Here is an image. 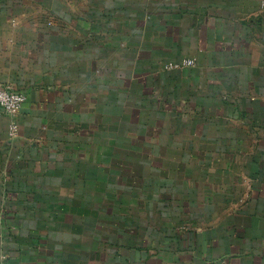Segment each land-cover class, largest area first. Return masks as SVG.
Listing matches in <instances>:
<instances>
[{
  "label": "crops",
  "instance_id": "0c3cea01",
  "mask_svg": "<svg viewBox=\"0 0 264 264\" xmlns=\"http://www.w3.org/2000/svg\"><path fill=\"white\" fill-rule=\"evenodd\" d=\"M263 5L0 0V264H264Z\"/></svg>",
  "mask_w": 264,
  "mask_h": 264
},
{
  "label": "built area",
  "instance_id": "2783aa9c",
  "mask_svg": "<svg viewBox=\"0 0 264 264\" xmlns=\"http://www.w3.org/2000/svg\"><path fill=\"white\" fill-rule=\"evenodd\" d=\"M195 64L196 62L194 59H184L181 63H167L164 66V69H183L187 67H194ZM27 101L28 96L21 91L0 88V118L19 114L23 111Z\"/></svg>",
  "mask_w": 264,
  "mask_h": 264
},
{
  "label": "rangeland",
  "instance_id": "374dc122",
  "mask_svg": "<svg viewBox=\"0 0 264 264\" xmlns=\"http://www.w3.org/2000/svg\"><path fill=\"white\" fill-rule=\"evenodd\" d=\"M135 112H136V114H133L132 118L134 119V121L138 122L139 124L141 123V125H142L144 123V120H145L144 109L143 108H137ZM122 124H125V122L123 120H122ZM125 126H127V124H125ZM125 126H124V128H125ZM142 128L143 127H140V129H142ZM115 136H117V135H115ZM118 136L120 138L119 142H120L121 147L136 146L139 149H145L147 147V146H145L146 145V137H153L152 135H128V128L127 127H126L125 135L121 134ZM159 136L160 135H158V137ZM105 138H108V137L105 135ZM121 183H122L121 187H123L124 185H127L126 182L122 181ZM116 184H117V181H116ZM128 191L129 190H127L123 194L130 193Z\"/></svg>",
  "mask_w": 264,
  "mask_h": 264
}]
</instances>
